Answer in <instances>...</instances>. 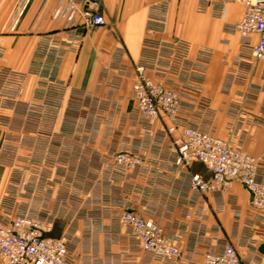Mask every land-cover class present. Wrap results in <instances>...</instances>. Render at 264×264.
<instances>
[{"label":"crops","instance_id":"crops-1","mask_svg":"<svg viewBox=\"0 0 264 264\" xmlns=\"http://www.w3.org/2000/svg\"><path fill=\"white\" fill-rule=\"evenodd\" d=\"M78 1L82 5L86 0ZM98 1L105 24L78 26L68 39L51 18L56 0H25L18 10L14 0H0V70L25 74L21 99L34 97L36 62L45 50L43 70H51L66 87L51 132L25 135L33 154L28 164L20 159L15 168L0 166V217L4 200L27 198L30 215L49 218V235H66L70 251L86 264H202V249L227 241L240 257L264 264L258 250L264 243V223L250 206L246 189L233 183L221 196L191 193L190 174L207 177L206 168L198 161L188 169L176 168L174 141L180 129L169 133L171 121L165 115L144 121L131 98L134 68L145 54V42L184 39L193 63L201 49L209 51L206 65L200 64L198 77L193 76L197 84L192 86L197 87L183 99L191 106L184 120L222 138L232 128L243 152L263 156L264 62L240 69L235 64L240 38L225 28L241 18L243 7L231 3L219 18L211 8L200 11L197 0H165V22L152 29L150 8L156 0ZM50 37L59 43L48 48ZM200 96L209 99V110L197 108ZM118 152L138 157L139 165L119 169L111 160ZM21 167L30 169L28 196L22 195L12 170ZM118 208L157 221L180 250L179 260H153L135 251L118 223Z\"/></svg>","mask_w":264,"mask_h":264},{"label":"built area","instance_id":"built-area-1","mask_svg":"<svg viewBox=\"0 0 264 264\" xmlns=\"http://www.w3.org/2000/svg\"><path fill=\"white\" fill-rule=\"evenodd\" d=\"M14 1L18 10L25 0ZM231 3L243 7L241 18L225 26L228 32L236 33L240 38V52L235 64L244 69L250 62H264V0H197L200 11L211 8L219 18ZM98 7V0H86L82 5L78 0H56L51 18L61 24V30L71 39L78 26L91 29L105 24ZM165 18L166 1L156 0L150 8L149 28L160 29ZM254 35H257L256 41ZM46 43L51 48L59 41L50 37ZM189 50L190 43L180 38L169 42H145V54L135 65L132 81L131 98L135 111L148 123L161 115L167 116L171 121L167 128L169 133L180 129L179 137L174 141L175 167L188 169L192 162L198 161L208 172L207 177L190 174L188 189L191 193L198 197L221 196L233 183H240L249 194V204L259 215L258 220L264 223V155L257 158L243 152L239 133L232 128L228 137L222 138L184 120L191 106L183 99L191 87H197L192 86L197 84L193 76L198 77L196 71L199 72V66L206 65L209 54L206 49H201L193 63L188 58ZM45 56L46 50L36 62L39 78L34 97L29 101L21 99L25 74L11 69L0 70V126H6L0 131V166L15 168L18 165L21 140L27 131L38 137L51 132L66 87L55 79L51 70H43ZM153 77L163 78L166 83H159ZM196 106L201 111L209 110V99L198 97ZM17 120L20 121L18 129L13 128ZM15 135L20 139L13 141L11 138L15 139ZM111 160L121 170L139 165V158L127 152H118ZM118 209V223L126 229L135 251L153 260H179L180 250L171 243L157 221L130 209ZM50 231L51 220L47 217L40 219L19 214L10 219L0 218L2 264H86L70 251L66 235L52 237ZM202 255V264H256L252 259L240 257L230 241L202 249Z\"/></svg>","mask_w":264,"mask_h":264},{"label":"rangeland","instance_id":"rangeland-1","mask_svg":"<svg viewBox=\"0 0 264 264\" xmlns=\"http://www.w3.org/2000/svg\"><path fill=\"white\" fill-rule=\"evenodd\" d=\"M96 107H97V105H96ZM102 108H107V107L105 105H103ZM17 121L18 122L15 123V127L13 126V128L18 129V127L20 126V124H19L20 121L19 120H17ZM5 127L0 126V131H2L1 128H5ZM27 133H29V132L27 131L25 134H27ZM17 138H18V140L20 139L19 136L15 135V139H14V137H12L11 139L13 141H15V140H17ZM21 145H22V149L18 153V155H19L18 159L19 160L21 159L23 161V164H28L27 162L30 160L32 153L28 151L29 142L25 139V137L21 140ZM12 170L17 171V174L15 175L16 176L15 180L17 183L19 182L22 186L21 187V189L23 190L22 195L28 196L29 191H30V186H31V176L29 174V172H30L29 167H21V168H16V169H12ZM11 187H13V186L11 185ZM12 194H13L12 190L9 191V195H12ZM16 198H17L16 201L12 197L10 199L4 200L5 208L3 210V217H0V218L5 217L6 219H10V218H13L19 214L30 215V211H32V208H31L30 202L29 201L27 202V198H25V197L20 198L19 195H17Z\"/></svg>","mask_w":264,"mask_h":264},{"label":"water","instance_id":"water-1","mask_svg":"<svg viewBox=\"0 0 264 264\" xmlns=\"http://www.w3.org/2000/svg\"><path fill=\"white\" fill-rule=\"evenodd\" d=\"M258 250L264 256V243L260 244Z\"/></svg>","mask_w":264,"mask_h":264}]
</instances>
